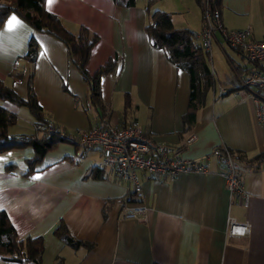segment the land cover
<instances>
[{
    "label": "crops",
    "instance_id": "1",
    "mask_svg": "<svg viewBox=\"0 0 264 264\" xmlns=\"http://www.w3.org/2000/svg\"><path fill=\"white\" fill-rule=\"evenodd\" d=\"M146 1L120 7L112 0H45L44 7L69 32L82 26L97 37L85 65L89 76L113 63V70L99 77L107 120L118 126L136 121L147 137L181 149L186 159L204 162L207 173L167 179L139 172L146 219L124 220L120 201L129 185L104 174L91 175L100 151L60 142L31 172V147L0 152V211L19 239L40 238L43 247L39 263L0 257V264H264V160H252L264 153V123L255 120L246 92L217 93L219 87L236 89L249 65L215 35L210 50L213 88L193 125L186 127L189 77L151 45L145 30ZM153 5V11L170 14L174 29L191 31L200 43L202 1L155 0ZM218 11L226 29L249 27L253 40L264 39V0H220ZM183 13L190 16L182 18ZM30 38L38 45L33 63L24 59ZM0 80L22 100L29 86L43 116L67 132L87 130L99 119L66 46L14 14L0 26ZM0 102L17 122L18 105ZM219 146L250 166L243 172L247 207L238 196L230 197L223 165L209 157ZM228 217L247 223L248 234L229 236ZM56 230L82 244L72 248Z\"/></svg>",
    "mask_w": 264,
    "mask_h": 264
},
{
    "label": "trees",
    "instance_id": "2",
    "mask_svg": "<svg viewBox=\"0 0 264 264\" xmlns=\"http://www.w3.org/2000/svg\"><path fill=\"white\" fill-rule=\"evenodd\" d=\"M45 0H0V26L10 14L16 15L22 22L27 24L36 32L44 33L61 41L67 50V55L72 64L80 72L83 80L89 89L90 105L95 112L99 113V119L92 126L99 124L101 120L108 118L103 115V109L99 94V77L102 74L113 70V63H107L100 68L93 76L86 73L85 65L88 60L92 46L97 42V37L86 28L77 27L76 33L69 32L63 25L61 19L46 11ZM116 6H133L135 0H112ZM199 3L202 0H197ZM220 0H209L212 10L218 11ZM154 0H147L145 10L148 13L149 23L145 30L148 34L151 45L162 50L167 59L178 69L185 71L189 77V98L187 111L183 116V124L191 127L195 121L197 110L203 106L206 94L213 88L214 78L209 66V53L204 51L201 44L195 43L194 34L186 29L176 30L172 27L170 14L162 11H149ZM219 12V11H218ZM38 45L33 38H30L27 45V53L24 56L28 62L33 63L37 56ZM27 99L17 97L9 88L4 86L0 80V101H8L18 106L26 107L32 116V125L46 126L50 119L43 116L41 108L37 105L35 97L28 86ZM125 98V107L127 106ZM16 117L5 111L0 106V152L8 149H19L31 147L34 150V158L27 161L28 172L38 164L49 150L58 143L65 142L80 147L78 144L62 140L57 134L49 137H38L31 135H8V128L15 125ZM64 130V129H63ZM65 131V130H64ZM68 133L67 131H65ZM235 154V153H234ZM238 163L243 164L241 157L235 154ZM259 164L264 160V153L257 155L254 159ZM243 167L250 169V166L243 164ZM13 170L12 166L6 168ZM93 177H102L103 173L93 169ZM69 246L75 248L81 242L73 241L70 237L60 234ZM42 241L40 238L19 239L12 228L6 214L0 211V257L13 262L23 263L32 261L39 263L42 254Z\"/></svg>",
    "mask_w": 264,
    "mask_h": 264
},
{
    "label": "built area",
    "instance_id": "3",
    "mask_svg": "<svg viewBox=\"0 0 264 264\" xmlns=\"http://www.w3.org/2000/svg\"><path fill=\"white\" fill-rule=\"evenodd\" d=\"M202 5V26L198 33L202 49L209 53L215 35H219L222 41L238 51L249 65L236 89L219 87L218 95L231 91L237 94H240V91L246 92L254 109L255 120L264 123V39L253 40L249 27L226 29L219 12L210 8L209 0H202ZM32 128L38 137L57 134L62 140L100 151L101 159L95 169L129 185L128 193L120 201V218L124 220L146 219L139 172L148 177L161 176L167 179H174L183 173H207L204 162L186 159L182 157L181 149L147 137L136 121L118 126L109 120H101L98 125L87 130L68 133L51 120L46 126L32 125ZM192 140L191 136L186 143ZM209 157L215 158L223 165L224 171L221 175L230 197L238 196L241 204L247 207L249 196L244 193L243 172L249 169L241 166L235 154L224 146L214 148ZM226 225L227 233L231 237H243L248 234L247 223H239L228 217Z\"/></svg>",
    "mask_w": 264,
    "mask_h": 264
},
{
    "label": "rangeland",
    "instance_id": "4",
    "mask_svg": "<svg viewBox=\"0 0 264 264\" xmlns=\"http://www.w3.org/2000/svg\"><path fill=\"white\" fill-rule=\"evenodd\" d=\"M153 4H154V2L151 4V8H152L151 11H153L155 9V5H153ZM181 16H182V18L188 17V16H190V13H183ZM178 30H181V29H178ZM224 47L229 53H231L232 55H235V57L236 56L238 57V55L235 53V51L231 50V48H229L226 44H224ZM211 55H212V51L209 52L210 68H211ZM211 70H212V68H211ZM0 103H2V102H0ZM16 116H17V122L15 125L8 128V135L31 134L33 129H32L31 123H30L31 119L28 115L27 110L24 107L18 106V112H17Z\"/></svg>",
    "mask_w": 264,
    "mask_h": 264
},
{
    "label": "snow or ice",
    "instance_id": "5",
    "mask_svg": "<svg viewBox=\"0 0 264 264\" xmlns=\"http://www.w3.org/2000/svg\"><path fill=\"white\" fill-rule=\"evenodd\" d=\"M14 19V18H13Z\"/></svg>",
    "mask_w": 264,
    "mask_h": 264
}]
</instances>
